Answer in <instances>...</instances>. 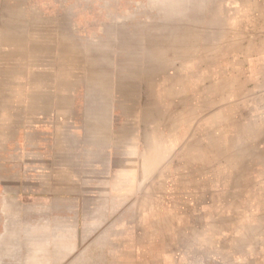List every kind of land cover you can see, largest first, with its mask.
Returning a JSON list of instances; mask_svg holds the SVG:
<instances>
[{
	"label": "crops",
	"instance_id": "1",
	"mask_svg": "<svg viewBox=\"0 0 264 264\" xmlns=\"http://www.w3.org/2000/svg\"><path fill=\"white\" fill-rule=\"evenodd\" d=\"M4 1L51 50L78 39L0 62V264L43 233L58 264H264V1L222 0L225 38L151 99L109 14Z\"/></svg>",
	"mask_w": 264,
	"mask_h": 264
},
{
	"label": "rangeland",
	"instance_id": "2",
	"mask_svg": "<svg viewBox=\"0 0 264 264\" xmlns=\"http://www.w3.org/2000/svg\"><path fill=\"white\" fill-rule=\"evenodd\" d=\"M73 2L74 8L80 11L95 9L104 15L111 14L106 21L110 23L112 38L117 42H114L115 45L124 48L135 44V89L138 80L143 78L144 90L150 99L152 94L158 96L159 79L163 75L172 78L175 91L183 72L194 69L196 59L211 57L212 46L226 36L223 19L219 18L222 0H94L90 4L87 0ZM88 5L93 8H87ZM0 8L12 12L19 9L17 4L9 1L0 3ZM260 9L264 10V4ZM102 18L95 21H102ZM79 21L85 23L88 20L82 18ZM18 23L19 20L14 17L7 16L5 20H0V62L5 58L17 59L19 53L21 57L31 60L51 55L59 58L69 53L62 49L67 41L71 38L78 39V36H72L70 32L69 35H56L63 44H53L57 49L51 50L50 42L53 43L54 36L46 35L39 29H24ZM245 26L253 33L247 36L250 37L249 41L255 39L264 42V32L256 36L252 30L264 27V14L259 18L250 15ZM123 50L119 52L130 53ZM1 95L0 90V97ZM15 236L18 238L17 234ZM41 238V251L37 250L38 246L28 243L23 253L18 250V246L22 244L11 243L9 264H58L59 259L51 257L55 254L56 244L50 242L49 233H43ZM35 254H41V257L33 258Z\"/></svg>",
	"mask_w": 264,
	"mask_h": 264
}]
</instances>
